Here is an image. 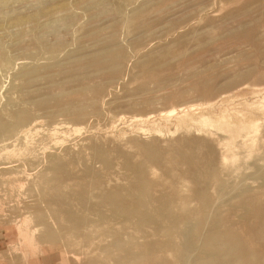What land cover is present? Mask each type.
Listing matches in <instances>:
<instances>
[{"label": "rangeland", "instance_id": "rangeland-1", "mask_svg": "<svg viewBox=\"0 0 264 264\" xmlns=\"http://www.w3.org/2000/svg\"><path fill=\"white\" fill-rule=\"evenodd\" d=\"M86 2L0 0V264H84L110 242L127 264H192L215 246L225 264L231 237L264 256V0ZM106 52L125 55L90 64ZM148 54L156 63L140 68ZM135 177L144 209L161 202L172 228L97 203L95 184ZM67 211L89 216L92 245L65 238ZM183 231L189 263L172 249ZM131 235L159 245L134 260Z\"/></svg>", "mask_w": 264, "mask_h": 264}, {"label": "bare ground", "instance_id": "bare-ground-1", "mask_svg": "<svg viewBox=\"0 0 264 264\" xmlns=\"http://www.w3.org/2000/svg\"><path fill=\"white\" fill-rule=\"evenodd\" d=\"M107 1V0H106ZM109 1V0H108ZM104 3V0H98V1H94V0H87V2H86V4L85 5H83L84 7H85V9H87V10H91V8L94 6V5H96V4H99V3ZM107 3H109V2H107ZM114 3V1H111L110 3H109V5L110 6H113L112 4ZM126 4V3H125ZM108 6V5H107ZM128 6H130V4L128 5ZM136 6V5H135ZM75 7V6H74ZM81 6H76L75 8H74V12L75 13H77V15L78 14H80V13H78V10H81L82 9V7L80 8ZM138 6H136L135 8H137ZM108 8V7H107ZM133 8V7H132ZM135 8L133 9V11L135 10ZM131 9V8H130ZM87 10H85V11H87ZM128 11V10H127ZM129 12H131V11H129ZM64 13V12H63ZM67 13V12H66ZM83 13V12H82ZM87 13H88V11H87ZM68 15V14H67ZM70 15V14H69ZM82 15V14H81ZM84 16L86 17V14L84 13ZM89 16V15H88ZM67 17V16H66ZM77 17V16H76ZM25 18V17H24ZM68 18H70V16H68ZM70 19H72V16H71V18ZM89 19V18H88ZM77 20V19H76ZM79 20V19H78ZM68 21H69V19H68ZM71 21V20H70ZM90 21V20H89ZM34 22V21H33ZM61 22V21H60ZM74 22V21H73ZM35 23V22H34ZM133 23V22H132ZM132 23H130V25L132 24ZM50 24H51V22H50ZM75 24V23H74ZM35 25H36V23H35ZM84 25V24H83ZM37 26V25H36ZM44 27H45V25H44ZM245 27H247L246 26V24H238L237 25V27H236V29H234V31L236 30V32H238V33H241V30L243 31V30H246V28ZM38 28V27H37ZM46 28V27H45ZM78 28H79V26H78ZM245 28V29H244ZM39 29H41V28H39ZM38 30V29H37ZM46 30V29H45ZM42 32H43V30H41ZM68 33V32H67ZM40 35V34H39ZM42 35V34H41ZM31 35H29V37H30ZM36 36V35H35ZM42 37V36H41ZM40 37V38H41ZM23 38V37H22ZM34 38V40L33 41H37L36 39L37 38H35V37H33ZM51 38V37H50ZM49 38V39H50ZM43 39V38H42ZM47 39V38H46ZM72 39V38H71ZM90 39V38H89ZM22 40V39H21ZM40 40V39H39ZM38 40V41H39ZM52 40V39H51ZM91 40V39H90ZM37 41V42H38ZM41 41V40H40ZM36 42V46L38 45V43ZM43 42V41H42ZM42 42H41V44H42ZM59 42V41H58ZM49 43V42H48ZM1 44V43H0ZM45 44V43H44ZM56 44V43H55ZM59 45V44H58ZM22 46V45H21ZM76 46V45H75ZM102 46V45H101ZM1 47H2V45H1ZM20 47V46H19ZM39 47V46H38ZM38 47H37V49H38ZM41 47H43V46H41ZM55 47H58L57 46V44H56V46ZM80 47V46H79ZM59 48V47H58ZM66 48V47H65ZM34 49V48H33ZM36 49V48H35ZM36 49V50H37ZM40 49V48H39ZM52 49H53V51H54V47H52ZM51 49V50H52ZM98 50V49H97ZM99 51V50H98ZM107 51V50H106ZM56 52V51H55ZM61 52V51H60ZM103 52H105V51H103ZM53 53V52H52ZM51 53V54H52ZM62 53V52H61ZM126 53V52H125ZM164 53V52H163ZM30 54V53H29ZM32 54H33V51H32ZM37 54V53H36ZM57 54V53H56ZM56 54H54V55H56ZM120 54H124L123 52H118L116 55H114L113 53H108V52H106V54H104L105 56H95L94 58L92 57L91 58V60H89L90 61V64L93 66V65H95L94 67H96V65H98V64H105V63H112L113 62V60L114 59H117L118 57H119V55ZM5 55V54H4ZM31 55V54H30ZM38 55H40V54H38ZM100 55H101V52H100ZM125 55V54H124ZM149 56L148 57H145L143 60H141L142 62H137V63H139L138 65H141L140 66V68H142L143 66H145L143 69H145L147 66H149L151 63H156L155 61L158 59V58H156V56H150V54H148ZM161 55V54H160ZM37 56V55H36ZM36 56L34 55L33 57H35L36 58ZM56 56H58V55H56ZM145 56H146V54H145ZM8 57V56H7ZM6 57V58H7ZM50 57V56H49ZM49 57L46 59V57L44 58V60H48L49 59ZM121 57V56H120ZM8 58H10V57H8ZM124 58V57H123ZM37 59V58H36ZM41 59H42V57L40 58V63H41ZM53 58H51V60H52ZM35 60V59H34ZM44 60H42L43 62H45ZM119 60H121L120 58H119ZM10 61V60H9ZM89 61H87V62H89ZM122 61V60H121ZM6 62V61H5ZM34 62V61H33ZM36 62L38 63V61L36 60L35 61V64H36ZM46 63H48V61L46 62ZM45 63V64H46ZM52 63V62H51ZM58 63V62H57ZM115 63V61L112 63V64H114ZM136 63V64H137ZM44 64V63H43ZM55 64H56V62H55ZM87 64V63H86ZM38 65H40V64H38ZM196 79V78H195ZM198 79V78H197ZM113 89V88H112ZM80 91V90H79ZM76 96V95H75ZM46 101H44V103H45ZM80 102V101H79ZM86 102V101H85ZM90 104V103H89ZM64 106H62V109H64L63 108ZM71 107V106H70ZM67 108V107H66ZM84 108V107H83ZM80 111V110H79ZM77 113V112H76ZM75 114V113H74ZM82 114V113H81ZM76 115V114H75ZM187 154V153H186ZM56 155V154H55ZM182 156H183V158L185 159V160H187L188 159V156H184L183 154H182ZM134 166V165H133ZM127 167H129V168H131V169H133L132 167H130V166H127ZM135 169H136V167H135ZM133 171H134V169H133ZM136 171V170H135ZM209 171V170H208ZM136 173V172H135ZM206 174H210L209 172L208 173H206ZM137 175V174H136ZM208 176V175H207ZM136 178V180H132L129 184L127 183V184H125L126 186H124V183H126V182H124L123 180H121V181H123V187H121V186H119L118 184H113V185H117L116 187L115 186H113V187H111V189H108V191H106V190H104V189H102L101 188V182H96V183H98L97 185L95 184V186H96V188H98V189H101L102 191H100V193L97 195V203L98 204H104V206L105 205H108V206H110L111 208L113 207L114 208V211H116V212H120L121 214H123V215H126V217H131L132 219L134 218L135 220H136V222L138 223V224H140L141 226L142 225H145V224H147V222L148 221H153V219L151 220V216H150V214H153L152 213V210L155 212V214L157 215V217L156 216H154V217H156V218H154L155 219V221L156 222H159L160 224H161V226L163 227V228H166V229H170V228H172L173 227V222H174V220H171V218H168L167 216H165L164 215V212H163V209H164V206L162 205V203L161 202H159L158 203V205H156V206H151V207H146V209H144V206H146V202H143L142 200H143V198L141 197V195H142V188L144 187V178L143 179H139L138 177H135ZM134 178V179H135ZM127 179H128V177H127ZM127 181V180H126ZM262 183H264V179H263V181H262ZM121 184H122V182H121ZM263 185V184H262ZM103 186V185H102ZM147 186V185H146ZM107 187H110V186H107ZM131 191H133V192H131ZM98 192H99V190H98ZM146 192V191H145ZM86 193V192H85ZM84 192H82V194H85ZM81 194V195H82ZM143 194H144V192H143ZM94 195V194H93ZM145 197V196H144ZM164 200V199H163ZM162 200V201H163ZM146 201V200H145ZM158 202V201H157ZM165 202V201H164ZM262 202V205H263V208H257V207H255L254 208V210H253V212H254V214L255 215H257L258 216V214H259V218H260V221H259V227H258V229L256 230V236L258 237V238H264V200L263 201H261ZM93 204V203H92ZM96 204V203H95ZM152 204V203H151ZM85 205V204H84ZM170 205V204H169ZM86 207V206H85ZM87 208H88V205H87ZM89 208H92V206L90 207L89 206ZM88 208V209H89ZM93 208H94V206H93ZM97 208V207H96ZM66 210V209H65ZM82 210V209H81ZM86 210V209H85ZM149 211H150V213H149ZM83 212V211H82ZM258 212V213H257ZM101 212H97V216H99L101 219H105V221H106V218H105V216L102 214ZM89 215H90V213H89ZM87 217H89V216H87L86 215V212H84V213H82L81 215H77V214H75V213H73V212H65V216L63 217V218H65V220H66V222H67V224H65L66 222H65V220H64V222L63 221H61L62 222V225L64 226V227H66V229L68 230L67 231V235H65V238L67 237V236H70L71 234H77V233H79L80 235L78 236V243L81 245V244H83L84 242L85 243H91L90 245H92L93 243H94V238H93V236H95L96 234H97V236H98V234H100V232H97V231H94V229L92 230H88V231H86V229L84 228V223H88L87 222V220H86V218ZM91 217V216H90ZM62 218V217H61ZM89 219H91V218H89ZM95 220H97V219H95ZM107 220H108V218H107ZM90 222L88 223V224H91V220H89ZM115 221V220H114ZM155 221H153V225H154V223H155ZM69 222V223H68ZM92 222H93V218H92ZM95 222V221H94ZM64 223V224H63ZM77 223H78V225H77ZM106 223V222H105ZM109 223V222H108ZM151 223V222H150ZM93 224V223H92ZM107 224V223H106ZM110 225V224H109ZM158 226V225H157ZM253 227V226H252ZM106 228V227H105ZM111 228H113V227H111L110 226V228L109 229H111ZM140 228V227H139ZM65 229V228H64ZM131 229V228H130ZM142 230V229H141ZM126 231H128V230H126ZM184 231H185V228H184ZM183 231V232H184ZM97 232V233H96ZM107 232V231H106ZM149 232V231H148ZM165 232H167V231H165ZM102 233H105V231H104V229L101 231V235H99V236H102ZM108 233H109V231H108ZM107 233V234H108ZM110 233H111V231H110ZM164 233V232H163ZM130 234V233H129ZM139 234V233H138ZM137 234V235H138ZM133 235V234H132ZM132 235L129 237L128 236V238L125 240V242H126V244L128 243V245H129V249L131 250L130 252H132V257L134 258V260H137L138 258H140V257H143L144 255H146V254H149V253H151V252H153L154 250H156L157 249V247H158V245L156 244V243H154L153 241H151V242H136V241H134L133 239V237H132ZM168 235V234H167ZM169 235H170V233H169ZM185 235V236H184ZM147 236H148V234H147ZM231 236H233V235H231ZM132 237V238H131ZM144 237V236H143ZM170 237V236H169ZM180 237V236H179ZM148 238V237H147ZM162 238V237H161ZM48 239V238H47ZM145 239H146V237H145ZM165 239V238H164ZM159 240H160V238H159ZM158 240V241H159ZM73 241H74V239H73ZM157 241V240H156ZM157 241V242H158ZM166 241H168V239L166 240ZM166 241H164V242H166ZM182 241V242H181ZM160 242V241H159ZM162 242V241H161ZM160 242V243H161ZM169 243V242H168ZM167 243V244H168ZM172 243H174V241L172 242ZM125 244V245H126ZM167 244H164V245H167ZM112 245V243L110 242V243H105V244H98L97 243V245H95V246H93L94 248H93V251L92 252H94V253H96V255L98 256V257H95V255H94V257L95 258H92V256H91V258H88V261H86L87 263H84V264H110L109 262L111 261V260H114V262L115 263H117V264H127L128 263V258H125V257H123V258H121L120 260H115V259H117V258H115L114 256H113V258H115V259H112L111 257H112V255L110 254V252L108 251V249H109V246H111ZM162 245V244H161ZM174 245V247H172V249L173 248H175V250L178 252V254H179V258H181V261L183 260L185 263L186 262H188V250L190 249V246H191V243L189 242V240H186V233L184 232L183 234L181 233V240H180V243L179 244H177V246H175V244H173ZM172 245V246H173ZM247 245V244H246ZM163 246V245H162ZM250 246V245H249ZM126 247V246H125ZM223 247H225V248H228L229 250H233V252L232 253H230V254H228V255H231L230 257H228L227 256V259H226V261H225V264H228L229 262H231V261H238V262H243L244 264H257V263H259V260H260V255L261 254H259V253H257V251H255V250H252V248L251 249H249L250 247H248V246H244L240 241H237V240H235L233 237H231V239H229L228 240V242H224V244H223ZM25 248V247H24ZM23 248V249H24ZM127 249V248H126ZM121 250V249H120ZM115 251V250H114ZM113 251V252H114ZM129 251V250H128ZM175 251V252H176ZM120 252V251H119ZM155 252V251H154ZM169 252H171V251H169ZM175 252L173 253L174 255H175ZM127 253V252H126ZM118 254V253H117ZM120 254V253H119ZM123 254V253H122ZM130 255V254H129ZM212 255V257L214 258V259H219L220 260V264H221V246H215V247H213L212 248V251H211V253L209 254V255H205V254H203V252H201L200 253V255L199 256H197L196 258H194L193 259V263L192 264H196L195 262L196 261H201V260H203V259H205V258H207V257H209V256H211ZM123 256V255H122ZM127 256V255H126ZM190 256V255H189ZM263 255H261V257H262ZM90 257V256H89ZM264 257V256H263ZM175 258V260H176V258L178 259V256L177 257H174ZM162 259V258H161ZM172 259V258H171ZM262 259V258H261ZM169 260V259H168ZM167 260V261H168ZM150 261V260H149ZM163 261H164V259H163ZM177 261V260H176ZM179 261V260H178ZM261 261V260H260ZM165 262V261H164ZM173 262H174V260H173ZM163 263V262H162ZM161 263V264H162ZM178 264H179V262H177ZM182 263V262H181ZM189 263V262H188ZM5 264V263H4ZM144 264V263H143ZM149 264H153V262H149ZM156 264V263H155ZM164 264V263H163ZM169 264H171L170 262H169Z\"/></svg>", "mask_w": 264, "mask_h": 264}]
</instances>
